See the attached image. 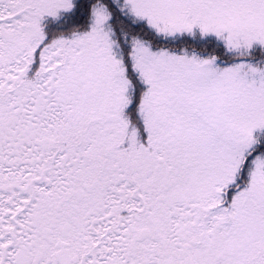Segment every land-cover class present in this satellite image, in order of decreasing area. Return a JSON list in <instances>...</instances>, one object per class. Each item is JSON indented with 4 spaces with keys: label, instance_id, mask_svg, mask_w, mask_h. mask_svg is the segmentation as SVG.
I'll list each match as a JSON object with an SVG mask.
<instances>
[{
    "label": "snow or ice",
    "instance_id": "snow-or-ice-1",
    "mask_svg": "<svg viewBox=\"0 0 264 264\" xmlns=\"http://www.w3.org/2000/svg\"><path fill=\"white\" fill-rule=\"evenodd\" d=\"M0 264H264V0H0Z\"/></svg>",
    "mask_w": 264,
    "mask_h": 264
},
{
    "label": "trees",
    "instance_id": "trees-1",
    "mask_svg": "<svg viewBox=\"0 0 264 264\" xmlns=\"http://www.w3.org/2000/svg\"><path fill=\"white\" fill-rule=\"evenodd\" d=\"M53 27H56V26H53Z\"/></svg>",
    "mask_w": 264,
    "mask_h": 264
}]
</instances>
